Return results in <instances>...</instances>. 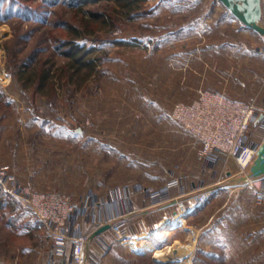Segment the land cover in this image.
<instances>
[{
    "label": "rangeland",
    "instance_id": "1",
    "mask_svg": "<svg viewBox=\"0 0 264 264\" xmlns=\"http://www.w3.org/2000/svg\"><path fill=\"white\" fill-rule=\"evenodd\" d=\"M219 3L146 0L143 9L149 10L147 14L130 20L122 17L111 33L104 35L121 43H98L91 40L93 36L79 39L93 48V56L101 58L97 72L79 85L65 76L57 77L58 67L66 58L56 41L68 32L63 23L80 18L82 12L70 9L60 0L59 4L0 0V86L8 95L7 100L0 99L4 103L0 104V116L8 117L0 125L9 135L3 140L13 143L9 151L15 152L9 156L17 160L14 166L25 165L31 173L35 169L43 170L42 176H55L50 180L56 184L51 186L55 190L50 191L67 194L79 208L87 193L99 203L102 192L98 191L102 189H96L92 181L97 184L99 180L102 188L106 173V178L114 181L112 188L113 183L135 174L156 187L166 179L184 184L188 174L191 179L210 175L216 169L214 164L199 154L193 135L172 118L173 105L190 102L200 89L224 92L238 101L254 96L264 99V38L243 28L237 19L224 16L225 7L221 10ZM4 4L10 9L9 16L3 13ZM40 59L54 72L57 98V111L52 121L44 125L41 116L29 110L34 86L20 94L19 83L12 74L24 60L25 71H29ZM6 101L10 103L5 105ZM256 127L263 128L259 122L252 123L250 132L255 133ZM16 131H24L25 143L29 144L23 154L17 151L22 137L10 138ZM103 143L123 149L121 163L120 154H103ZM48 177L37 179L49 182ZM25 180H29V173ZM43 185L40 188L47 189ZM249 187L217 190L216 196L209 197L191 213L186 222L198 230L192 254L195 264H264V206L255 202L252 190L257 186ZM199 193L188 204L184 202L183 208L176 202L178 212L192 210ZM10 209L9 214L0 210V253L3 250L4 257L7 244L33 247L45 242L49 247V230L36 220L34 213L25 206L29 213L18 206ZM85 218L88 217L82 219ZM89 218L92 219L90 215ZM167 222L147 237L156 248L176 239L184 241L190 231L181 224L177 231L171 230ZM159 229L168 230L165 240L155 237ZM124 230L131 234L127 228ZM119 242L108 257L135 261L129 264H146L138 259L153 258L150 250L131 249L128 243ZM58 252L62 256L65 249Z\"/></svg>",
    "mask_w": 264,
    "mask_h": 264
},
{
    "label": "crops",
    "instance_id": "2",
    "mask_svg": "<svg viewBox=\"0 0 264 264\" xmlns=\"http://www.w3.org/2000/svg\"><path fill=\"white\" fill-rule=\"evenodd\" d=\"M219 4L221 5V10H222L223 5L221 3ZM16 117L17 119H20L19 115ZM7 118L8 117H6V115L4 116L1 115L0 124L2 122L4 123L7 120ZM24 120L25 119H23V121ZM8 137L9 135L7 134V130L2 128L0 125V168L1 167L6 168L9 172H12V174L16 176L21 174L23 176L22 178L18 176L17 177L20 180V182H24V183L27 181L25 180V178L27 176V173H29V180L33 188L36 190L39 191L55 190L51 188V186L56 184L50 181L51 179H54L55 176L52 178H49L48 176L45 177V175L42 176V173H44L43 170L36 171L34 169L33 173H31L30 172L31 170H29V166L25 167V165L22 166L21 168L20 166L17 165H16L17 167L14 166L17 160L16 159L14 160L9 156L10 153L15 152V150L13 149H10L9 151V147L11 146L12 148L13 143L11 142V140L10 141L3 140ZM16 137L18 138L22 137V140L19 143L20 146H18L17 151L19 150V153L23 154V152L25 153L26 148L29 145L25 143L24 131H16L15 136L12 137L10 136L12 140L15 139ZM263 137H264V129L260 127H256L255 133H250L248 140L250 143H260ZM102 150H103V154L105 155H108L109 153H110L109 155H111V152L112 153L116 152L120 154V157H118V161H119L118 163H121V159H122L121 157L125 155V153H123L122 148L119 150L118 148L112 147L111 145L109 146L104 145ZM90 151L94 154L93 150ZM214 157H216V162L213 166H215L216 169L212 171L210 175L206 174L202 176V178L200 175H198V178H196L197 179L196 180V179H191L190 175L188 174L189 176L186 175V180L184 181V184L169 182V180L166 179L164 180V183H162V185H158L156 187L155 185H152L150 182L148 183V181L144 182L141 179V177L138 178V175L135 174V176L132 178L128 179L127 177L125 181L123 179L113 183L115 187L112 188L111 184L114 181L111 180L110 177L106 178L108 176V173H106L107 174L106 177L102 178L103 181L101 180L103 183L102 188H99L101 183L99 180L97 184L92 181V184L93 185L95 184L97 186L96 189L99 190L102 189L98 191L102 193L99 194L97 193L96 190L94 191V189H90L94 192L93 194L100 195L99 203L96 205V207L88 210L79 208L77 212L72 216L70 221L67 223L66 232L69 233L70 235L92 233L97 227L100 226V225L97 226L98 223L101 225L104 223H110V227L104 230L103 232L99 233L98 235L92 237L90 234V238L87 245V251L90 261L92 262V264H129L130 262L134 263L135 261L131 259L125 260L121 258L108 257L112 252L116 250L119 242L117 240L114 227L118 226L119 228L122 229L127 228L128 231H130L131 233L138 232V234L142 235V238H147L157 228L164 227L165 222L168 218L176 215V213L178 212V207L176 205V202L183 200L186 204H188V202L191 201V198L194 197L199 192L211 191V195H210L211 197L213 195L216 196L217 190L225 189V188L231 189V187H223L212 190L215 184L221 183V181H223L227 177L228 172H230L231 174H236L239 172V168L236 162L232 158L226 157L225 155L219 152H215ZM22 158L24 163V157ZM37 175L38 177H43L44 180H46L45 178L48 177L49 182L47 181L42 182L38 180ZM165 175L166 174L164 173V177ZM195 176H197V174H195ZM187 181L188 184H186ZM197 181H199L200 183H198ZM42 184H45L43 186L47 187V189L40 188V185ZM252 184L254 187L257 186L258 190L260 189V191L258 192L252 190L254 192V199L256 204L257 205L263 204L264 206V176L253 179ZM108 186H110L111 188L109 187L105 189V187ZM249 186L252 185H246V187L245 186L238 187V190L248 188ZM149 188L162 189L171 199L161 202H153L147 194V189ZM16 201L19 200L17 199ZM10 206L11 207L18 206L24 212L29 213L27 212V210L25 211L22 203L12 204ZM195 208L196 207L193 206L192 210L183 214L187 216L186 220L188 218H191L190 215L192 212H194ZM89 215L90 217H92V219L89 218ZM83 216L85 217L87 216L88 218H85L84 220L82 219ZM132 222H134V227L131 226ZM204 226H206V224ZM204 226L201 225V227ZM109 234L111 238L109 237ZM108 237L110 239H108ZM51 241L52 242H50L49 247L46 245L45 242L42 243V245L41 243H38V245H35L33 247L29 244L28 245L22 244V246H18V244H14V245L7 244L6 257H4L5 254L3 250L0 253V264H74L71 255L73 240L67 239L62 243V248L63 250L65 249V253L62 254V256L61 253L59 254V252L56 250V242L54 240ZM139 261H146L147 262L146 264H164V263H158L157 261L154 260V258H150L148 260L139 258L138 262Z\"/></svg>",
    "mask_w": 264,
    "mask_h": 264
},
{
    "label": "built area",
    "instance_id": "3",
    "mask_svg": "<svg viewBox=\"0 0 264 264\" xmlns=\"http://www.w3.org/2000/svg\"><path fill=\"white\" fill-rule=\"evenodd\" d=\"M264 49V48H263ZM260 113H264V99L254 96L248 101L230 99L224 92L200 89L190 102H177L173 105L171 116L178 121L199 144V154L211 164H215V152L232 158L239 171H244L256 156L259 143H250V125L255 123ZM259 123L264 128V117ZM252 185V183L248 184ZM0 186L16 197L29 211L34 213L48 228L51 240L56 242L59 251L62 243L73 240L71 255L74 264H92L87 245L91 233L70 235L66 232L67 223L79 209L70 196L59 191H39L31 182H20L16 175L6 168H0ZM255 192L260 191L254 188ZM263 191V190H262ZM147 194L153 202L170 200L162 189L149 188ZM211 192H200L195 198L197 207L205 202ZM82 209L96 207L97 202L87 193ZM183 208L184 201L177 202ZM180 214L177 212L176 215ZM175 215V216H176ZM101 224H97L99 226ZM117 240L126 244L131 238L139 241L142 235L129 234L126 230L114 227Z\"/></svg>",
    "mask_w": 264,
    "mask_h": 264
},
{
    "label": "trees",
    "instance_id": "4",
    "mask_svg": "<svg viewBox=\"0 0 264 264\" xmlns=\"http://www.w3.org/2000/svg\"><path fill=\"white\" fill-rule=\"evenodd\" d=\"M43 1L50 4H59V0ZM145 1L146 0H60L61 3L64 2L67 7H70V9L81 11L82 14L80 18H76L74 21L68 19L63 23L66 25L68 32L64 33L63 37H59L56 42L58 43L57 47L59 48L61 55L64 56L66 60L63 61L61 67H58L60 72L57 74L55 73L57 77L65 76L69 82L81 85L94 75L97 72L96 68L98 62L101 61V58L100 56H93L91 53L93 48L79 39H86L88 36H93L91 40L98 43H121V40L118 41L116 38L109 39L104 35L110 34L114 27L117 26L118 20L122 17L130 20L135 16L140 17L147 14L149 10L143 9ZM4 6L5 7H1L5 9L3 10V13H6V15L9 16L10 9L6 7L5 4ZM225 10L226 12L224 13V16H230L236 19L231 12L226 8ZM25 13H27L26 9ZM239 23L243 28L249 29L241 22ZM12 55L16 57L15 54ZM33 57L34 55H32L30 59ZM24 62L25 60L22 65L19 64L16 66L15 71L12 74L14 80L19 83L18 91L20 94H23L27 87L34 86L35 93L33 92L31 102L28 103L29 110H31L32 113L40 115L41 123L44 125L47 122L52 121V115L57 111V98L53 89L54 72H51L50 66L46 65L44 60H38L29 71H25L27 63ZM36 95L39 97V101L37 100L38 97H36ZM4 98L7 100L8 95L0 86V99ZM36 101L39 103H36ZM9 103L10 102L6 101L5 105ZM0 104L4 105V103ZM41 110H43V112ZM74 130L79 131V129ZM17 203L21 204L0 186L1 212L7 214L11 213L10 205ZM34 216L40 224L45 225L36 215ZM10 217L14 216L12 215Z\"/></svg>",
    "mask_w": 264,
    "mask_h": 264
},
{
    "label": "water",
    "instance_id": "5",
    "mask_svg": "<svg viewBox=\"0 0 264 264\" xmlns=\"http://www.w3.org/2000/svg\"><path fill=\"white\" fill-rule=\"evenodd\" d=\"M243 25L253 30L257 35L264 38V1L263 0H217ZM264 113H260L257 124ZM264 176V137L258 144L256 156L244 171L236 174L227 173V177L213 186L212 190L223 187H243L253 179ZM211 192V191H209ZM110 227V223H104L97 227L91 236L94 237Z\"/></svg>",
    "mask_w": 264,
    "mask_h": 264
},
{
    "label": "bare ground",
    "instance_id": "6",
    "mask_svg": "<svg viewBox=\"0 0 264 264\" xmlns=\"http://www.w3.org/2000/svg\"><path fill=\"white\" fill-rule=\"evenodd\" d=\"M251 183L252 181L250 182V184ZM236 188L238 187H231V189ZM182 215L183 214L180 213L168 222L166 220V222L169 224V228L171 230H176V227L179 224H181V226H183L185 229H190V231L186 234V240L183 241L176 239L172 244H167L158 248H156L148 240V238H141L139 241H137V239L131 238L127 241V243L129 244L131 249H140L142 251L150 250L152 252V257L159 262H167L171 264H195L192 259V254L197 241L198 230L195 228H191V226H188L186 218ZM168 233L169 232L167 229H159L154 233V235L156 238L165 240Z\"/></svg>",
    "mask_w": 264,
    "mask_h": 264
}]
</instances>
